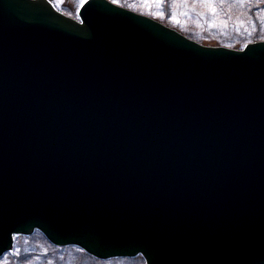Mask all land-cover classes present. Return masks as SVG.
<instances>
[{"label":"water","instance_id":"1","mask_svg":"<svg viewBox=\"0 0 264 264\" xmlns=\"http://www.w3.org/2000/svg\"><path fill=\"white\" fill-rule=\"evenodd\" d=\"M35 232L101 260L264 264V39L0 0V256Z\"/></svg>","mask_w":264,"mask_h":264},{"label":"rangeland","instance_id":"2","mask_svg":"<svg viewBox=\"0 0 264 264\" xmlns=\"http://www.w3.org/2000/svg\"><path fill=\"white\" fill-rule=\"evenodd\" d=\"M52 1L63 12L78 18L85 0ZM111 1L151 16L204 44L242 48L247 42L264 39V34L254 37L259 23L264 33V0ZM57 248L39 232L18 236L13 249L0 256V264H145L142 256L94 262L76 246Z\"/></svg>","mask_w":264,"mask_h":264},{"label":"trees","instance_id":"3","mask_svg":"<svg viewBox=\"0 0 264 264\" xmlns=\"http://www.w3.org/2000/svg\"><path fill=\"white\" fill-rule=\"evenodd\" d=\"M130 9V8H129ZM259 21V20H258ZM262 25L259 23V25L257 26V28H256V31H255V34H254V37L256 38V37H259V36H262L264 33H263V29H261L260 30V28H262L261 27ZM181 32V31H180ZM256 41V40H255ZM250 42H252V41H250ZM247 43H249V42H247ZM246 43V44H247ZM245 44V45H246ZM208 45H212V44H208ZM244 45V46H245ZM238 46V45H237ZM40 233V232H39ZM67 247H71V246H67ZM74 247V246H73ZM57 249H62V247H58ZM81 254L83 255V256H86L87 258H89L90 260H92V261H94V262H99V260L100 259H97V258H95V257H93V256H91V255H89L88 253H86V252H81Z\"/></svg>","mask_w":264,"mask_h":264}]
</instances>
